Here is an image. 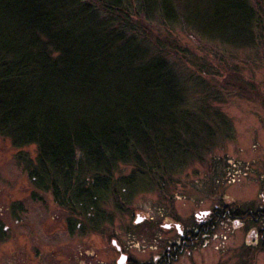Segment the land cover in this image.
Returning <instances> with one entry per match:
<instances>
[{"label": "trees", "instance_id": "trees-1", "mask_svg": "<svg viewBox=\"0 0 264 264\" xmlns=\"http://www.w3.org/2000/svg\"><path fill=\"white\" fill-rule=\"evenodd\" d=\"M207 1L0 0V137L36 146L28 163L39 188L97 220L101 203L121 211L138 191L164 188L166 174L215 139L206 101L190 104L170 39L183 27L246 46L254 11L248 0H220L204 14ZM211 161L204 184L214 193L230 163Z\"/></svg>", "mask_w": 264, "mask_h": 264}, {"label": "rangeland", "instance_id": "rangeland-1", "mask_svg": "<svg viewBox=\"0 0 264 264\" xmlns=\"http://www.w3.org/2000/svg\"><path fill=\"white\" fill-rule=\"evenodd\" d=\"M219 1L208 0L202 13L216 14ZM248 3L252 44L173 30L171 59L188 84L190 104L209 106L205 128L216 136L185 168L166 174L164 188L138 191L121 211L103 202L96 220L59 204L52 187H38L28 163L36 146L0 137V264H118L121 255L126 264H264V0ZM213 158L230 166L209 193L204 181ZM215 209L249 214L238 221L224 211L216 220ZM184 234L190 239L182 241Z\"/></svg>", "mask_w": 264, "mask_h": 264}, {"label": "flooded vegetation", "instance_id": "flooded-vegetation-1", "mask_svg": "<svg viewBox=\"0 0 264 264\" xmlns=\"http://www.w3.org/2000/svg\"><path fill=\"white\" fill-rule=\"evenodd\" d=\"M225 212L227 213V211H225ZM223 214H224V213L222 212V210H221V211L219 210V211L217 212V209H216V211H215L212 215H213V217L216 216V220H217V219H219V218H222L221 215H223ZM229 215H230V214L227 213L224 217L227 218V216H229ZM229 217H230V218H233V219L235 218L234 216H231V215H230ZM261 218H262L261 221H264V213L261 214ZM240 219H243V218L238 217V219H236V220L239 221ZM231 221H232V220H231ZM240 221H241V220H240ZM211 224H214V222H211ZM185 235H186V234H184V235L181 237V238L184 237V239H182V241H186L187 239H190V237H191L190 235H188V236H187V235L185 236ZM187 237H188V238H187ZM194 237H195V235H194ZM120 254H121V253H120ZM128 264H129V261H128Z\"/></svg>", "mask_w": 264, "mask_h": 264}, {"label": "water", "instance_id": "water-1", "mask_svg": "<svg viewBox=\"0 0 264 264\" xmlns=\"http://www.w3.org/2000/svg\"><path fill=\"white\" fill-rule=\"evenodd\" d=\"M140 221H141V218H137V221L136 222L138 223ZM118 251H120V248H118ZM127 260H128V258H127L126 255H121L118 264H126Z\"/></svg>", "mask_w": 264, "mask_h": 264}]
</instances>
